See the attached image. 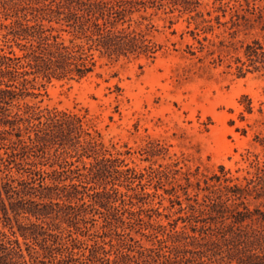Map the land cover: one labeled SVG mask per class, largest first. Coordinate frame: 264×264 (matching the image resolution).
I'll return each mask as SVG.
<instances>
[{
    "label": "trees",
    "instance_id": "1",
    "mask_svg": "<svg viewBox=\"0 0 264 264\" xmlns=\"http://www.w3.org/2000/svg\"><path fill=\"white\" fill-rule=\"evenodd\" d=\"M194 4L199 0H0V264H264V212L244 201L257 192L264 206V170L247 187L229 185L226 175L214 177L219 186L207 183L202 213L220 223L217 235L169 231L152 221L158 210L145 208V175L104 148L86 115L22 103L40 78L87 77L97 53L153 61L162 49L149 38L154 26L133 29V15ZM256 45L250 56L264 58ZM83 158L93 161L76 165ZM161 176L153 171L147 179Z\"/></svg>",
    "mask_w": 264,
    "mask_h": 264
},
{
    "label": "rangeland",
    "instance_id": "2",
    "mask_svg": "<svg viewBox=\"0 0 264 264\" xmlns=\"http://www.w3.org/2000/svg\"><path fill=\"white\" fill-rule=\"evenodd\" d=\"M170 9L133 15V29L154 26L149 38L162 49L153 61L100 59L97 53L93 73L81 80L40 78L22 103L86 115L104 148L145 175L144 192L151 194L145 208L161 213L154 223L190 235L196 228V236L211 237L222 226L202 213L207 183L219 186L214 177L226 175L229 185L247 187L264 170V58L250 56L256 43L264 51V0H199L187 10ZM92 161L83 158L76 165ZM153 171L167 177L147 179ZM257 194L244 201L264 212Z\"/></svg>",
    "mask_w": 264,
    "mask_h": 264
}]
</instances>
